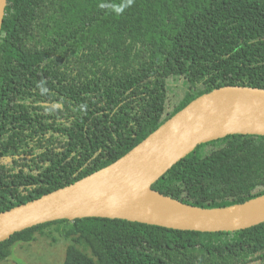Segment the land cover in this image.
<instances>
[{
    "label": "trees",
    "instance_id": "trees-1",
    "mask_svg": "<svg viewBox=\"0 0 264 264\" xmlns=\"http://www.w3.org/2000/svg\"><path fill=\"white\" fill-rule=\"evenodd\" d=\"M227 85L264 88V0H8L0 211L115 162L191 101ZM54 119L62 159L42 153L37 165L28 155L47 130V145L57 142ZM152 188L201 207L260 196L264 135L200 144ZM54 227L71 240L64 264H264V223L202 232L107 217L17 232L0 242V262L16 241Z\"/></svg>",
    "mask_w": 264,
    "mask_h": 264
},
{
    "label": "water",
    "instance_id": "water-1",
    "mask_svg": "<svg viewBox=\"0 0 264 264\" xmlns=\"http://www.w3.org/2000/svg\"><path fill=\"white\" fill-rule=\"evenodd\" d=\"M7 4L8 0H0V37ZM233 134L264 135V88H215L191 101L115 162L0 211V242L39 224L85 217L202 232H234L264 223V194L229 206L201 207L152 188L200 144Z\"/></svg>",
    "mask_w": 264,
    "mask_h": 264
},
{
    "label": "rangeland",
    "instance_id": "rangeland-1",
    "mask_svg": "<svg viewBox=\"0 0 264 264\" xmlns=\"http://www.w3.org/2000/svg\"><path fill=\"white\" fill-rule=\"evenodd\" d=\"M46 232L36 233L35 238L30 241H16L11 254L0 264H64L71 240L62 237L55 227Z\"/></svg>",
    "mask_w": 264,
    "mask_h": 264
},
{
    "label": "flooded vegetation",
    "instance_id": "flooded-vegetation-1",
    "mask_svg": "<svg viewBox=\"0 0 264 264\" xmlns=\"http://www.w3.org/2000/svg\"><path fill=\"white\" fill-rule=\"evenodd\" d=\"M53 116L55 117L56 115H53ZM54 124H55V119L53 121L52 132H53V135L58 138L57 142H56V139L53 138L52 143L47 145L46 138H48L50 136V134H49V132L47 130L46 133H45V142H42L38 137H36L37 148L34 149V153L33 154H29L28 155L29 157L33 156V157L37 158V161L35 162V164H37V165L41 164V159H42L41 154L42 153H47V155H48L49 152H52V153H55V154L59 155V157L62 159L60 151L61 150H65V148H62L59 145V143H60L61 140L64 139V137L60 134V132L57 131V128L54 126ZM40 132H44V130H41ZM16 157H18V155H16ZM3 160H5L7 162L8 161L11 162V161H13V158L11 156H8L6 159H3ZM15 166L18 167V168L22 167V165H16V164H15ZM20 188L22 189L23 187H20Z\"/></svg>",
    "mask_w": 264,
    "mask_h": 264
}]
</instances>
